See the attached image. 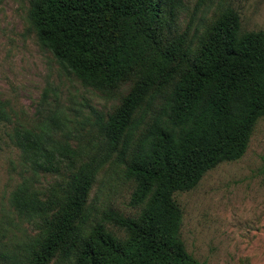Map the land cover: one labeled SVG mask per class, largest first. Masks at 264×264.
Wrapping results in <instances>:
<instances>
[{
  "label": "trees",
  "instance_id": "16d2710c",
  "mask_svg": "<svg viewBox=\"0 0 264 264\" xmlns=\"http://www.w3.org/2000/svg\"><path fill=\"white\" fill-rule=\"evenodd\" d=\"M185 11L184 0H30L39 42L64 68L102 92L129 89L98 115L97 145L76 148L49 123L15 130L32 176L11 205L32 232L0 264H206L182 238L175 193L246 152L264 117V30H243L231 5L193 30ZM109 162L133 182L135 213L89 204Z\"/></svg>",
  "mask_w": 264,
  "mask_h": 264
},
{
  "label": "rangeland",
  "instance_id": "374dc122",
  "mask_svg": "<svg viewBox=\"0 0 264 264\" xmlns=\"http://www.w3.org/2000/svg\"><path fill=\"white\" fill-rule=\"evenodd\" d=\"M181 25L193 30L209 23L227 5L241 14L243 30H264V0H184ZM30 0H0V249L10 248L32 225L11 205L14 188L32 172L16 146L15 130L49 123L69 134L76 148L97 145L95 124L120 103L125 83L110 94L85 85L43 47L29 21ZM45 186L55 176L40 177ZM134 184L117 162L106 163L92 188L97 210L136 212L130 204ZM175 197L184 211L181 235L206 264H264V117L259 119L244 155L207 171L192 189ZM56 264V263H53Z\"/></svg>",
  "mask_w": 264,
  "mask_h": 264
}]
</instances>
